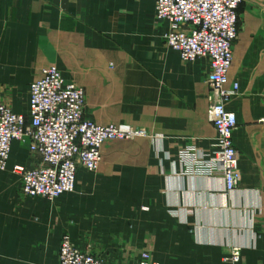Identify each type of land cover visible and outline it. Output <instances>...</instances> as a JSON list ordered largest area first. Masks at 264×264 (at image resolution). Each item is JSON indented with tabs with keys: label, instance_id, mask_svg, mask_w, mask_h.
Returning <instances> with one entry per match:
<instances>
[{
	"label": "crops",
	"instance_id": "1",
	"mask_svg": "<svg viewBox=\"0 0 264 264\" xmlns=\"http://www.w3.org/2000/svg\"><path fill=\"white\" fill-rule=\"evenodd\" d=\"M154 14V0H0V91L15 113L28 114L31 83L56 66L85 89V119L147 132L105 143L99 170H80L75 191L56 201L23 196L14 169L39 160L13 143L0 174V264H59L65 234L109 264L144 253L161 264H233L234 247L237 264H264V30L234 46L239 91L227 107L242 176L227 192L221 176L181 173L178 151L196 143L207 155L217 137L211 69L183 62Z\"/></svg>",
	"mask_w": 264,
	"mask_h": 264
},
{
	"label": "built area",
	"instance_id": "2",
	"mask_svg": "<svg viewBox=\"0 0 264 264\" xmlns=\"http://www.w3.org/2000/svg\"><path fill=\"white\" fill-rule=\"evenodd\" d=\"M155 21H166L170 31L166 44L185 63L207 60L211 88L208 119L217 137L205 155L196 143L178 151L181 173L224 178L226 191H235L241 180L239 152L233 134L237 116L227 104L239 91L230 84L234 44L239 36V8L244 0H154ZM86 92L65 81L56 66L42 70L29 88L28 114L15 113L0 91V174L7 170L12 145L27 143L39 164L16 167L21 192L27 199L56 201L76 189L80 170L96 173L102 162V148L109 141H127L147 136L144 129L131 125H103L85 119ZM242 249L232 248L227 261L237 264ZM59 264H109L82 251L69 235L62 237ZM133 264H161L149 253Z\"/></svg>",
	"mask_w": 264,
	"mask_h": 264
},
{
	"label": "rangeland",
	"instance_id": "3",
	"mask_svg": "<svg viewBox=\"0 0 264 264\" xmlns=\"http://www.w3.org/2000/svg\"><path fill=\"white\" fill-rule=\"evenodd\" d=\"M263 30L264 0H248L244 2V5L239 8V36L243 35V33L257 34Z\"/></svg>",
	"mask_w": 264,
	"mask_h": 264
},
{
	"label": "bare ground",
	"instance_id": "4",
	"mask_svg": "<svg viewBox=\"0 0 264 264\" xmlns=\"http://www.w3.org/2000/svg\"><path fill=\"white\" fill-rule=\"evenodd\" d=\"M233 50H234V48H233Z\"/></svg>",
	"mask_w": 264,
	"mask_h": 264
}]
</instances>
